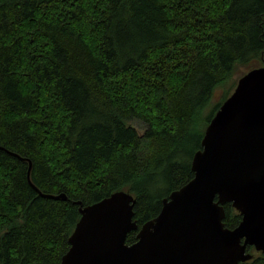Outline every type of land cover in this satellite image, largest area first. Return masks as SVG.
<instances>
[{
    "label": "trees",
    "instance_id": "1",
    "mask_svg": "<svg viewBox=\"0 0 264 264\" xmlns=\"http://www.w3.org/2000/svg\"><path fill=\"white\" fill-rule=\"evenodd\" d=\"M262 65L264 0H0V264H60L78 202L119 190L134 243L193 177L199 111Z\"/></svg>",
    "mask_w": 264,
    "mask_h": 264
},
{
    "label": "water",
    "instance_id": "2",
    "mask_svg": "<svg viewBox=\"0 0 264 264\" xmlns=\"http://www.w3.org/2000/svg\"><path fill=\"white\" fill-rule=\"evenodd\" d=\"M28 165L27 179L41 196L66 199L39 191ZM191 170L132 244L125 242L137 229L130 193L78 202L80 217L60 264H238L252 259L249 246L264 254V65L242 75L214 113ZM226 203L241 215L234 228L223 222Z\"/></svg>",
    "mask_w": 264,
    "mask_h": 264
},
{
    "label": "rangeland",
    "instance_id": "3",
    "mask_svg": "<svg viewBox=\"0 0 264 264\" xmlns=\"http://www.w3.org/2000/svg\"><path fill=\"white\" fill-rule=\"evenodd\" d=\"M247 66H241L238 67L236 70V73L233 75L232 79L235 80V82L237 83V80L242 76L241 73L248 71L247 70ZM244 75V74H243ZM236 86V85H235ZM235 86L233 87L232 91L234 90ZM220 94V93H219ZM222 99L221 96H216L213 95L208 103L203 107V109H201V111H199V122L197 123V127H196V133L198 135V137L202 136L204 130H205V124L207 123V120L210 118V116L213 114L214 109H215V105H217V103ZM138 125V124H136ZM141 128V127H139ZM186 158L189 160L190 157H188V155L186 156Z\"/></svg>",
    "mask_w": 264,
    "mask_h": 264
},
{
    "label": "flooded vegetation",
    "instance_id": "4",
    "mask_svg": "<svg viewBox=\"0 0 264 264\" xmlns=\"http://www.w3.org/2000/svg\"><path fill=\"white\" fill-rule=\"evenodd\" d=\"M249 247H251V246H249ZM253 248V247H252ZM254 249V248H253ZM248 251V250H247Z\"/></svg>",
    "mask_w": 264,
    "mask_h": 264
}]
</instances>
